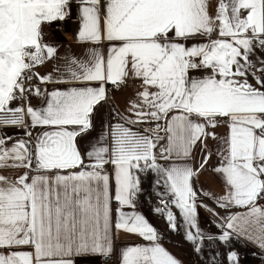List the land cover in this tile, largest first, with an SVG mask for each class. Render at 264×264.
<instances>
[{
    "label": "snow or ice",
    "instance_id": "snow-or-ice-1",
    "mask_svg": "<svg viewBox=\"0 0 264 264\" xmlns=\"http://www.w3.org/2000/svg\"><path fill=\"white\" fill-rule=\"evenodd\" d=\"M213 156L224 193L198 194ZM150 175L154 213L203 264H242L234 244L264 264V0H0V264H183L137 211Z\"/></svg>",
    "mask_w": 264,
    "mask_h": 264
},
{
    "label": "crops",
    "instance_id": "crops-1",
    "mask_svg": "<svg viewBox=\"0 0 264 264\" xmlns=\"http://www.w3.org/2000/svg\"><path fill=\"white\" fill-rule=\"evenodd\" d=\"M76 25L71 21H67L65 25V30L68 33V36H66L65 39L61 38L58 34L54 35V32L52 33V36L55 37L56 42L60 43L62 45L60 52L61 54H64V51L66 48H71L73 51H78V46L74 43V30ZM47 31V29H46ZM51 38V36H50ZM52 65L51 63L47 64L44 67H40L37 69L38 72H40L41 75L51 71ZM250 82L251 81L250 79ZM49 90H51V86H48ZM111 89V86H108ZM139 87L138 83L129 82L127 86L122 87L121 89H112L109 93L110 99L107 104H105L103 107H98L95 113L94 122L96 124V130L91 133L92 136L96 135V132L100 129V121L101 117L104 118L105 123H107L109 120H111V113L110 108H115L119 110L120 112H125L126 109L129 107L131 100L136 98V89ZM33 106H38L40 104V101L33 98L32 100ZM129 115H131L129 113ZM144 127V126H140ZM4 131L8 132L9 134L13 136H19L20 133L15 129H5ZM218 134L223 135L227 132L226 128L220 127L216 129ZM88 137H85L87 139ZM12 141H9V146L11 145ZM210 144L213 142L210 140ZM200 161V154L199 149L194 151L192 158H190L187 161H180V163H188L190 166L196 168L199 166ZM213 166H219L218 165V158L216 156H213L212 159L209 161V164L207 168L208 171L202 172V174L198 177L197 182L195 184V188L198 192V194H201L202 192H212L216 194L217 196L223 195L224 188L222 181L217 178V176L210 171L211 167ZM154 180V175H150L148 177V180H145L143 183V187L146 191V195L141 197V203L138 207L137 211L142 213L154 226L158 232L162 236V244L163 246L175 257L180 259L183 264H203V261L207 259L209 255V250L207 247L204 248L202 254H197L193 251L192 246L186 242L183 239V231L184 229L181 227L180 231L178 233L172 232L168 230L166 217H162L156 213H154V209L156 207L164 208V204L161 203V198L156 195V191H163L162 187H150L149 181ZM206 202L212 206L215 207L214 202L205 197L204 198ZM261 203H264V201H261ZM171 211H173L174 214L178 216V220H180V217L178 215V210L171 206ZM223 212L224 210H219ZM233 211H237L236 209H233ZM212 217L209 216L207 211L204 208H200L199 210V222L202 229H204L207 232H211V234L215 235L217 233V229L215 228L214 224L211 223ZM123 241H118V243H122ZM146 243V242H145ZM179 247L176 248V247ZM233 250L239 251L242 255V264H259L260 260L256 257L251 256L249 253L253 251H258V249L252 247L249 245L246 248H242L239 245L234 244ZM221 251H226L225 249H221Z\"/></svg>",
    "mask_w": 264,
    "mask_h": 264
},
{
    "label": "built area",
    "instance_id": "built-area-1",
    "mask_svg": "<svg viewBox=\"0 0 264 264\" xmlns=\"http://www.w3.org/2000/svg\"><path fill=\"white\" fill-rule=\"evenodd\" d=\"M54 35H59L61 38L65 39L66 36H68V33L67 31L65 30V27L64 28H57V27H54ZM259 264H262V262L260 261Z\"/></svg>",
    "mask_w": 264,
    "mask_h": 264
},
{
    "label": "rangeland",
    "instance_id": "rangeland-1",
    "mask_svg": "<svg viewBox=\"0 0 264 264\" xmlns=\"http://www.w3.org/2000/svg\"><path fill=\"white\" fill-rule=\"evenodd\" d=\"M55 30H54V28H53V31H52V33L54 32ZM52 33H51V36H52ZM176 248H178L179 249V247L177 246Z\"/></svg>",
    "mask_w": 264,
    "mask_h": 264
}]
</instances>
